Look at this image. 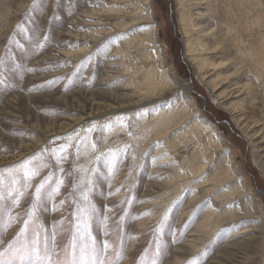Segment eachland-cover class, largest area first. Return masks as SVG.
Returning <instances> with one entry per match:
<instances>
[{"label":"rangeland","instance_id":"obj_1","mask_svg":"<svg viewBox=\"0 0 264 264\" xmlns=\"http://www.w3.org/2000/svg\"><path fill=\"white\" fill-rule=\"evenodd\" d=\"M109 6L101 0H0V251L11 243L5 257L13 264H48L49 256L51 264H264V249L252 239L259 236L252 226L264 224V88L255 72L241 70L239 78L231 66L234 78L219 84L218 92L227 89L224 100L241 101L231 113L188 59L177 0H153L148 12L154 21L139 20L130 30L112 26L130 19L124 15L100 14L99 22L83 23V10ZM152 26L164 57L158 68L191 90L169 89L152 97L154 103L137 102L143 97L128 84L125 64L117 66L115 48L132 37L138 41ZM234 81L259 89L235 94ZM175 105L179 123L154 136L152 119L143 117ZM195 120L203 127L200 136L218 144L207 154L199 150L205 143L193 150L182 137L176 146L169 141ZM190 153L204 156L205 172L184 169ZM218 161L235 175L220 189L202 182ZM173 162L182 176L176 180ZM26 169L36 175L26 179ZM235 181L251 191L231 204L244 213L250 198L262 213L222 224L210 237L200 233L208 204L217 211L215 194ZM82 208L88 210L86 230ZM191 243L199 248L192 251ZM14 249L23 254L12 255Z\"/></svg>","mask_w":264,"mask_h":264},{"label":"bare ground","instance_id":"obj_2","mask_svg":"<svg viewBox=\"0 0 264 264\" xmlns=\"http://www.w3.org/2000/svg\"><path fill=\"white\" fill-rule=\"evenodd\" d=\"M101 1H110V6L108 8L103 7L101 11L83 10L82 14L85 16L83 17V23L88 24L89 22L93 24L94 19L98 21L100 14L104 18H120L123 15L130 18L122 24L117 22L120 25H117V23L112 24L113 28H122L124 25L125 28L123 30H130L133 26H136L139 20L149 23L154 21L153 15L148 12L153 0ZM123 7L126 10H121ZM177 7L179 25L185 40V50L188 59L193 68L196 69L201 82L208 87L211 93L213 92V96L216 97L219 106L229 110L231 113H235L237 108L241 106V101L224 100L227 89L224 88L218 92L219 84L222 82L229 83L234 78L233 74H230L232 66L236 69L239 78L241 70L245 71L244 74L255 72V78L259 81L260 87L264 88V0H177ZM109 32L111 31L102 34L108 35ZM145 32L138 41L133 40L132 38L134 37H132L131 40H124L123 45L120 43L121 47L115 48L116 55L118 54L117 56L121 57L119 62L116 63L117 66L125 64V68H122V70L130 73L128 84L134 88V91L139 96L143 97L137 102L145 99L154 103L155 100L152 97L158 96L169 89H176L179 92L191 90L188 83L182 81L175 84L166 73L158 68L164 65V57L159 48L157 27L152 26ZM88 38L91 41L98 40V37L94 35H88ZM88 50L89 48L86 47L81 51L84 55ZM153 59L155 62L151 63L150 60ZM226 59H230L229 63L225 62ZM208 70L212 71L210 75H207ZM232 86H235L233 88L235 89L233 91L235 94L244 92L248 96L257 91L256 87L259 89V85L254 88L250 84L241 85V83L236 81L232 82ZM221 101L222 103H220ZM148 104L149 102H146L140 107ZM177 106L175 105L169 109L157 108L152 111L150 116L143 117L144 122L147 119H152L154 136L167 135L174 128V125L179 123L183 116L177 112ZM173 111L175 113L170 116L169 114ZM202 128L198 121L195 120L183 133L172 136L169 141L172 142L173 146H176L182 137L183 140L187 139L188 145L193 146L191 147L193 150L197 147V144L205 143L199 150L200 154H207L212 149L217 148L218 144L216 140L211 139L210 135L206 137L200 136ZM200 137L202 138L199 139ZM192 139L198 140L197 143H193ZM190 155L189 158L184 159V169H188L191 172L190 174L205 172V164L202 161L204 156L201 155V159H198L195 153H190ZM171 167L174 172L172 179L176 180L179 176L182 177L174 162ZM215 167L217 170L209 177L202 179V182L214 183V186L220 189L235 175H231V171H224L223 161H218ZM179 182L182 183L181 180ZM176 189L180 190L181 185L176 184ZM208 191L206 190V192ZM249 191L251 190L244 189L240 182L235 181L233 187L229 186L225 191L216 193L214 199H218L219 209L216 211L208 204L198 225V231L210 237L222 224H228L227 227H230L233 225L231 223L238 221L237 219H242V222H244V219L250 218V216L260 215L263 210L262 207L255 204L250 198L245 200L244 213H241L237 203L236 205L231 204L236 196L244 198L249 195ZM247 227L244 226L241 231L245 232ZM252 227L256 230H254L255 234L259 233V236L254 235L252 237L253 244L255 247H259L261 244L264 249V224L253 225ZM241 231L236 230L238 233ZM241 244L245 247L244 242H241ZM230 245L227 242L224 247L225 252L230 248ZM190 247L192 251H196L199 248L195 243H191ZM263 262L264 260H262Z\"/></svg>","mask_w":264,"mask_h":264},{"label":"snow or ice","instance_id":"obj_3","mask_svg":"<svg viewBox=\"0 0 264 264\" xmlns=\"http://www.w3.org/2000/svg\"><path fill=\"white\" fill-rule=\"evenodd\" d=\"M93 149H95V145H93ZM61 151H63V149H61ZM57 155H59V153H57ZM27 162H25V166H26ZM36 175V172L35 171H31V170H28L26 169L25 172H24V176L26 179H31L32 176H35ZM4 183L3 179L0 178V186H2ZM62 183V181H61ZM40 192V186H37L36 188V193L37 195L39 194ZM4 197L3 196H0V200H2ZM84 200H87V194L85 193L84 196H83ZM87 209L86 208H82L80 209V214L85 218V223H84V226H85V230H86V227H87V224H86V219H87ZM11 219V217H10ZM24 230L21 229V232H23ZM89 239H91L89 237ZM84 247H87V245H85ZM104 248L105 250H107L108 248V245L107 243H105L104 245ZM9 249H12V244L10 243L9 246H8V249H5L4 251H0V264H13V261L11 259H7L5 257V253L9 250ZM17 253H22V250L21 249H14L12 251V255H16ZM38 259V257H37ZM26 264H37V261H33V260H29L26 262ZM48 264H51V257L49 256L48 257ZM70 264H84V261L83 259H81L80 261H76V260H72L70 262ZM99 264H103L102 261L99 262Z\"/></svg>","mask_w":264,"mask_h":264}]
</instances>
